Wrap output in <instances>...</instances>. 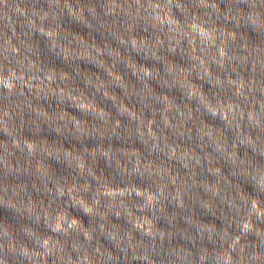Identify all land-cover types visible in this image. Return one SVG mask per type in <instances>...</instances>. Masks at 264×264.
Segmentation results:
<instances>
[{
	"label": "clouds",
	"instance_id": "9594fccd",
	"mask_svg": "<svg viewBox=\"0 0 264 264\" xmlns=\"http://www.w3.org/2000/svg\"><path fill=\"white\" fill-rule=\"evenodd\" d=\"M0 264H264V0H0Z\"/></svg>",
	"mask_w": 264,
	"mask_h": 264
}]
</instances>
